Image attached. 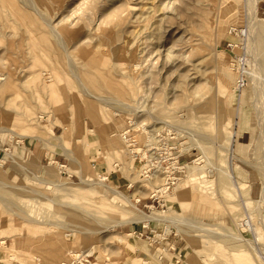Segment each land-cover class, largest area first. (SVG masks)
Instances as JSON below:
<instances>
[{
  "label": "rangeland",
  "instance_id": "obj_1",
  "mask_svg": "<svg viewBox=\"0 0 264 264\" xmlns=\"http://www.w3.org/2000/svg\"><path fill=\"white\" fill-rule=\"evenodd\" d=\"M245 2L0 0V89L12 83L0 93V264H70L89 250L92 264H264V144L230 160L228 196L218 185V166L230 167L219 142L234 131L235 148L250 144L249 129L264 137V53ZM259 7L264 20V0ZM235 30L249 34L256 95L249 73L235 92ZM219 61L238 73L224 97ZM128 129L137 160L121 138ZM173 171L182 180L163 196L156 188ZM103 175L128 211L89 186ZM135 208L175 221L122 224Z\"/></svg>",
  "mask_w": 264,
  "mask_h": 264
},
{
  "label": "bare ground",
  "instance_id": "obj_2",
  "mask_svg": "<svg viewBox=\"0 0 264 264\" xmlns=\"http://www.w3.org/2000/svg\"><path fill=\"white\" fill-rule=\"evenodd\" d=\"M259 1L260 0H247V2H245V7H243V13H244V18L246 19V20H248V23H249V30L251 31V33H253L254 35H253V37H255L256 38V42L254 43L255 45H254V47H256V49L257 50H255V51H258V50H260V51H263V53H264V20L263 19H260L259 17H258V15H257V11H258V3H259ZM140 9V8H139ZM201 14H202V12H201ZM204 15V14H203ZM203 15H201V16H203ZM207 16V15H206ZM162 21V20H161ZM166 27V26H165ZM143 31V30H142ZM57 32V31H56ZM243 32H245L246 33V31H243ZM161 33V32H160ZM159 33V34H160ZM236 37V36H235ZM252 37V36H251ZM144 39V38H143ZM160 39H162L161 37H160ZM173 39V38H172ZM239 39H241V38H239ZM252 39H254V38H252ZM248 40H249V34H248V32H247V36H246V38H244V39H242V41H247V43H248ZM162 41V40H161ZM241 41V40H240ZM253 41V40H252ZM174 42V41H173ZM254 42V41H253ZM143 43V42H142ZM159 43V42H158ZM251 43V42H250ZM170 44V43H169ZM162 45V44H161ZM248 44H246V46H247ZM251 45V44H250ZM144 46V45H143ZM176 46V45H175ZM163 49V48H162ZM165 49V48H164ZM185 55V54H184ZM158 56V55H157ZM131 58V57H130ZM184 58V57H183ZM135 60H136V58H135ZM165 61V60H164ZM138 62V61H137ZM133 63V62H132ZM198 64V63H197ZM196 67V66H195ZM133 68L135 69H139V66L138 65H136V63L133 65ZM133 69V70H134ZM135 69V70H136ZM194 69V68H193ZM134 70V71H135ZM233 69H231V68H229L228 66H226L225 64H224V62H222V61H219V64H218V79H219V86H220V94L224 97V95L226 94V90H228V87H229V85H230V83L232 82V81H234V76L235 75H238V73H235V72H233L232 71ZM190 71V70H189ZM188 71V72H189ZM194 71H195V69H194ZM187 72V73H188ZM134 73V72H133ZM186 73V74H187ZM247 73H249V75L251 76V78H252V81H253V83H254V85H253V89H254V92H255V95H256V93H257V91H258V81H257V76H256V74L253 72V73H251L250 71H247ZM185 74V75H186ZM206 74V73H205ZM189 75V74H188ZM248 75V76H249ZM145 76V75H144ZM170 76V75H169ZM133 77V76H132ZM186 78V77H185ZM134 80V79H133ZM186 80V79H185ZM187 80H188V77H187ZM190 80V79H189ZM238 80H239V77H238ZM238 80H237V82H236V87H235V90H237L238 88H239V82H238ZM78 81V80H77ZM193 81V80H192ZM6 82V81H5ZM186 82V81H185ZM188 82V81H187ZM79 83H81V82H79ZM189 83V82H188ZM14 84V83H13ZM193 84H196V82L195 83H193ZM10 85H12V83L11 84H9V83H5L4 84V88H2V89H0V93H3V92H5V91H8V90H10L11 91V86ZM208 85V84H207ZM196 86V85H195ZM201 86L202 85H200V89H201ZM13 87H15V85L13 86ZM82 87V86H81ZM84 87V86H83ZM192 87H194V86H192ZM139 88V87H138ZM195 88H197L198 89V87H194V89ZM246 88V87H245ZM52 89H54V88H52ZM203 89H204V86H203ZM81 90H82V88H81ZM88 90V89H87ZM177 90V89H176ZM9 91V92H10ZM56 91V90H55ZM83 92V91H82ZM85 92H86V89H85ZM85 92H84V94H85ZM89 93H90V91H88ZM87 92V93H88ZM172 92V91H171ZM197 93V92H196ZM174 94V93H173ZM94 94H92V93H90V94H87L86 95V97H90V99L92 98V99H95V100H97V101H101V100H99V98H97L96 96H93ZM170 95V94H169ZM140 98V97H139ZM242 101H243V103H245L247 100H245L244 98L242 99ZM105 103L107 104V105H110V103L109 102H107V101H105ZM138 106V105H137ZM111 107V106H110ZM128 108H131L129 111L130 112H138V113H141L142 111H140V110H142V109H140V108H142V107H136V108H134V107H132V106H127ZM242 107V106H241ZM121 110V109H120ZM119 111V110H118ZM122 111V110H121ZM28 113H29V111H27ZM27 113V114H28ZM241 113H244L243 111L241 112ZM26 114V115H27ZM115 114H117V113H115ZM32 117V116H31ZM31 117H29V118H31ZM242 119V118H241ZM247 121H248V117H247V115H246V113L244 114V120H242L241 121V124H240V129H244V130H246V129H249L248 127H247ZM133 121L131 122V124H132V126H133ZM137 123V122H136ZM145 124V123H144ZM250 130V132H251V142H250V144H247V145H241V144H239L238 143V145H237V148H235V146H236V142H235V132L233 133L232 132V134H229V136H227V138L226 139H224V140H222L221 142H219V144H218V147H219V149H220V151H221V153L222 154H226V156H227V161H228V166H230L229 168H225L224 166H218V168H217V170H218V172H219V182H218V185L220 186V189L222 190V193L221 194H223L224 192L227 194V196H228V193H227V189H228V186L230 185V183L231 182H233V184H234V179H235V176L233 175V171H232V167H231V164H230V160L233 158V159H238V160H241L242 161V159H239V158H242V157H246L247 156V154H248V152L250 153L253 149H257L258 147H262L263 146V144H264V137L263 136H260L259 137V135H258V133L256 132V130H251V129H249ZM126 132H127V130H126ZM125 132V133H126ZM125 133H124V135L121 137L122 138V141H123V143L125 144V146H128L127 148L129 149V152L128 153H130L131 154V158H132V160H135L136 159V157H138L137 155V149H135V147L133 146V144L132 143H128V142H126V140H125ZM85 141V139H82V138H78L77 139V143L78 144H82L83 142ZM214 141V140H213ZM215 143V142H214ZM199 148H201L202 150H203V153L205 154V148L203 147V146H201V145H199ZM129 154V155H130ZM142 157H144V158H146L147 157V155H144V156H142ZM206 157V156H205ZM128 158V157H127ZM141 158V157H140ZM202 158H204V157H202ZM142 159V158H141ZM14 160V159H13ZM131 160V159H130ZM129 163V162H128ZM55 164H58L60 167H61V164L60 163H58V162H55ZM230 164V165H229ZM116 166V165H115ZM130 167L132 168V170H134L135 169V165H134V162L133 161H131V163H130ZM150 167V165H145V169L144 170H146V171H150V170H148V168ZM126 169V171L127 170H129V169H131V168H129L128 166L127 167H125ZM129 168V169H128ZM184 169H185V167H183ZM188 169L189 168H191V167H187ZM146 171H144V173L146 172ZM194 172H195V170H194ZM194 172H192L191 174H190V177H192L195 173ZM150 173V174H149ZM158 171L157 172H155L154 173V175L151 173V172H148V177L147 178H149V179H157L158 177ZM188 173H190L189 172V170H188ZM101 176V175H100ZM98 178V177H97ZM107 178H109L108 176L106 177L105 175H103L102 176V178L101 179H89V186L90 187H93V186H101L103 189H105L107 192H112V193H114L117 197H118V205H120L123 209V211L125 210V211H128V209L126 208V206H123L122 205V202H121V200H127L126 199V197L125 196H123V195H121L118 191H117V189L115 188V187H113L111 184H108L106 181L108 180ZM82 179H85L83 176H82ZM87 179V178H86ZM182 180V178L175 184V187L177 186V184H179V182ZM152 181V180H151ZM149 182H150V180H149ZM69 185H72V184H69ZM72 187H73V185H72ZM76 187V186H75ZM174 187V188H175ZM130 188V187H129ZM166 187H164V181H163V187L161 188V187H157L156 188V191H158V193H160V194H162L163 196L164 195H168V193L170 192V191H167L166 189H165ZM177 191H179L177 194H175L174 196H175V199H176V201L177 202H179L180 201V199H183V197H185V195H186V189H185V187H183L182 185H179L178 186V188L176 189ZM189 192V191H188ZM194 192V191H193ZM193 194H195V193H193ZM196 196H197V194H195ZM170 196V195H169ZM262 196L264 197V188H263V190H262ZM155 197H158L159 198V196H151L150 198H155ZM140 199H138V200H136L137 202L139 201ZM162 200V199H161ZM163 201V200H162ZM136 207V206H135ZM152 207V206H151ZM150 207V208H151ZM137 208V207H136ZM135 208V209H136ZM121 210V211H122ZM118 211V210H117ZM136 212L137 213H135V215H133L131 218H129L127 221H125V222H122V224H132V225H136L137 223H140V222H144L145 224H147V223H149V222H155V223H163L164 221H171V222H174L175 220H172V218H170L168 215L165 217V216H157L156 214H154V213H152V215L151 216H147L145 213H143L141 210H139V209H136ZM115 213V212H114ZM170 216H171V214H170ZM239 216L241 217V219L240 220H242L243 219V217H244V214L243 213H240L239 214ZM240 226H243V225H240ZM242 241H244V240H242ZM5 242H2L1 243V245L2 244H4ZM88 254L87 255H92L93 254V252H92V250H89L88 252H87ZM149 253L150 254H152V252L151 251H149ZM73 255L75 256L74 257V259L72 260V262L71 263H73L75 260H78V259H80V258H85V257H90V256H87V255H82V254H80L79 252H74L73 253ZM2 257V256H1ZM248 257V256H247ZM3 258V257H2ZM247 259V258H246ZM248 260V259H247ZM249 261V260H248ZM70 263V264H71Z\"/></svg>",
  "mask_w": 264,
  "mask_h": 264
},
{
  "label": "built area",
  "instance_id": "obj_3",
  "mask_svg": "<svg viewBox=\"0 0 264 264\" xmlns=\"http://www.w3.org/2000/svg\"><path fill=\"white\" fill-rule=\"evenodd\" d=\"M243 31H246V30H235L233 31L235 33V36L239 39L241 38L240 42H239V45L236 44V45H233L231 43H229L228 45V48L231 49V52L234 54V62L237 64V67H239V80H238V84H239V88L237 90H235L236 93H239L241 92L247 85H248V80H249V76H248V73H247V70H246V67H247V49H248V46H246L247 44V41H242V39L246 38L247 36V33L243 32ZM247 32V31H246ZM240 46V50L241 52L239 54H236L234 52L235 48H238ZM125 140L126 142L128 143H131L134 139L131 137L130 135V129L127 130V132L125 133ZM133 143L135 144V142L133 141ZM137 158L139 157H136V160ZM141 159V158H140ZM142 160V159H141ZM61 168H63V170L65 171L66 170V166L65 165H62L61 164ZM182 173L181 171H173L171 173H167L165 178H164V187H166L165 189L167 191H170L172 188L175 187V184L181 179L179 177V174ZM148 172H145V176L146 178L148 177ZM152 200H157L159 203L162 201L161 198H158V197H155V198H151ZM139 203L141 202V200L138 201ZM165 206V205H164ZM145 207H149V206H145ZM150 208V207H149ZM149 228V225L146 226V225H143V232L146 231V229ZM141 237H144V233H140ZM159 237L161 235H158ZM147 239H150L149 236H145ZM161 240V239H160ZM151 241L153 243V238H151ZM92 256L90 257H85V258H80L78 260H75L73 263L71 264H92L91 263V258Z\"/></svg>",
  "mask_w": 264,
  "mask_h": 264
},
{
  "label": "crops",
  "instance_id": "obj_4",
  "mask_svg": "<svg viewBox=\"0 0 264 264\" xmlns=\"http://www.w3.org/2000/svg\"><path fill=\"white\" fill-rule=\"evenodd\" d=\"M261 10L264 12V7L261 8ZM258 11H259V14H260V7H259V10H258ZM29 145H30V147H31L30 150H33V151H34L35 149H34V147L32 146V144H29Z\"/></svg>",
  "mask_w": 264,
  "mask_h": 264
}]
</instances>
